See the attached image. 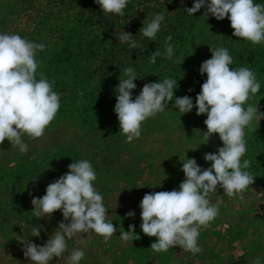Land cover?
I'll return each instance as SVG.
<instances>
[{"label":"clouds","instance_id":"obj_1","mask_svg":"<svg viewBox=\"0 0 264 264\" xmlns=\"http://www.w3.org/2000/svg\"><path fill=\"white\" fill-rule=\"evenodd\" d=\"M103 13L124 16L129 0H95ZM205 8L204 15L216 20L226 17L230 21L233 36L242 38L252 45L264 44V4L254 0H194L193 6L185 8L188 15H194ZM165 17L157 13L140 29L143 37L155 41ZM147 20V19H146ZM133 35L123 32L120 43H128L131 49L140 48ZM171 36L166 40L170 41ZM46 45L22 38L19 34L0 33V145L7 140L13 149L27 153L28 145L22 137L33 141L40 139L45 129L54 120L60 108V96L53 91L54 81L50 83L41 74L37 79L40 61L36 59L37 50L43 51ZM212 58L200 67L201 75L207 79L201 85L195 105L191 97H175V109L182 114L190 113L193 107L196 115L206 114L204 121L207 131L202 133L203 144H207L213 134H218L223 143L216 153H206L204 159L211 166L202 169L194 158L182 162L184 180L179 190L146 193L140 202L141 229L148 237H155L151 244L155 252H166L170 247H182L193 255L202 251L198 244L199 230L207 228L219 215V205L212 204L210 193L217 188L229 198L243 194L253 185L255 176L242 170L250 167L245 156V128L252 130L253 121L264 120V112L258 105L248 104L261 88L255 73L248 67L230 68L233 58L226 47H210ZM165 57L172 59L174 48L168 44ZM160 53H153L152 62ZM126 79L119 78L118 94L114 111L117 115L120 132L126 136V143L139 139L142 124L157 114L164 113L172 101L177 81L166 78L162 82L146 83L140 94L133 99L132 91L138 77L132 67L123 70ZM189 91H192L191 89ZM247 107L245 108V105ZM69 171L50 183L43 197L32 199L33 215L38 219L61 211L63 220L44 246H38L22 236H17L24 245L23 253L30 258V264H50L65 259L68 251L67 240L76 234L95 233L108 241L116 233L112 221L107 220L108 210L103 196L94 187L96 171L87 160L74 161ZM128 217H134L130 211ZM65 223V221H69ZM41 227L32 229V236L39 237ZM140 237L135 234V225L128 231H121L123 241H133ZM0 255H3L0 254ZM85 252L74 249L66 259L68 264H80ZM254 264H261L259 258Z\"/></svg>","mask_w":264,"mask_h":264},{"label":"rangeland","instance_id":"obj_2","mask_svg":"<svg viewBox=\"0 0 264 264\" xmlns=\"http://www.w3.org/2000/svg\"><path fill=\"white\" fill-rule=\"evenodd\" d=\"M22 3L21 0H0V19L5 14V21L10 25H14L9 21H14L16 17L20 21L15 25L27 23L28 20L21 18L26 14L22 11L29 12L31 6ZM31 22L30 19L26 26L31 25ZM4 29V26H0V33H4ZM84 29L80 27L77 32L68 26V39L73 38L70 47L77 46L87 51L92 44L89 39L93 40L94 37L86 36ZM219 29L226 32L229 29L231 33L234 31L229 20L221 22ZM225 41L230 42V39ZM97 51L92 53L96 54ZM232 56L236 63V55L233 53ZM197 58L196 62L194 59L187 61V66L180 70L181 76L175 74L173 77H164L177 81L175 96L164 113L157 114L142 124L140 138L131 143L125 142L126 136L120 132L114 111L119 79L112 81L111 90L107 86L103 88L106 80H96V74L90 79L82 80L81 75L76 77L71 73L67 74L66 82L61 80V84H54L53 91L60 96V108L45 129L44 135L35 141L26 135L22 137L29 146L27 153L13 149L7 140L0 145V254L3 253L0 255V264H30V258H26L23 253L24 245L17 241V236L44 246L54 231L60 230L57 228L64 219L62 212L58 210L51 218L38 219L32 212V199L43 197L47 186L67 173L68 166L74 161L87 159L92 164L97 174L94 187L103 196L108 214H112L114 210L111 207L114 195V207L119 206L118 200H122L124 205L135 204L133 196L119 194L122 190L127 191V194L137 190V194L133 195L137 197L138 204L146 193L179 190V185L185 178L181 171V161H186L187 158H194L202 169L211 166V162L204 159L205 154L216 153L223 147V143L218 134H213L208 143L203 144L202 133L207 131L204 124L206 114L197 116L195 106L187 114L180 113L174 107L175 97L185 95L191 97L195 105L201 85L207 79V74L201 75L200 66L204 59H211L212 55ZM243 67L250 68L261 85L260 91L249 99L248 104L258 105L259 110L264 112V62L246 64ZM176 71L178 70L172 73ZM121 74L120 79L127 78L124 72ZM138 77L141 78L134 81L137 87L132 91L133 99L146 84L143 76ZM90 83H97L99 88H94ZM251 128L252 130L245 128L247 151L241 158V163L243 159L250 160V167L242 170L255 176L253 185L249 186L243 198H229L219 187L209 195L210 202L219 205L221 214L208 226L207 247L221 249L222 254L225 253L224 257H228L226 260H230L232 254L235 261L238 260L237 264H254L257 258L264 264V236H261L264 231V120L259 124L253 121ZM117 216L122 217L121 214ZM68 222L70 220L65 221ZM35 227H41L39 237L32 236V229ZM98 236L94 232L76 234L67 240L65 259L57 261L54 258L50 264H68L66 258L77 248L85 252L80 264H88L85 262L87 251L92 243L97 242ZM215 253L216 255L212 254L209 249L205 251V264L222 260L223 256ZM184 258L189 261L190 256ZM183 263L182 259L177 262ZM138 264H142V261Z\"/></svg>","mask_w":264,"mask_h":264},{"label":"trees","instance_id":"obj_3","mask_svg":"<svg viewBox=\"0 0 264 264\" xmlns=\"http://www.w3.org/2000/svg\"><path fill=\"white\" fill-rule=\"evenodd\" d=\"M21 2L31 6L29 12L22 11L26 14L20 13L23 20H32L31 25L26 26L28 21L15 25L18 20L20 21V18L17 17L14 18V21H9L14 24L10 25L5 21L6 16L4 14L0 19V26L5 28L2 31L20 36L25 34V36H21L22 38H26L27 34V40L36 43L43 42L46 45L45 49L43 51L37 50L36 53V59L40 61L37 78H41L42 74L44 78L51 82L54 81V84L57 85L61 84V80L63 83L66 82L67 74L73 73L76 77L81 75L82 80L90 79L96 74V80H106L103 88L107 86L111 90L112 81L121 78V73L127 67H132L135 71L137 69L138 76H143L146 83L161 82L168 75L170 77L176 76L175 74L181 76L180 70L187 66L189 59H194L196 62L197 57L212 55V52L209 51L210 47L215 48L217 46L226 47L231 56L233 53L236 55V63L233 62L230 65L231 68L238 69V67H243L246 64L264 62V44L252 45L242 38L233 36L229 29L230 32L219 29L221 22H228L227 17L219 21L211 15L207 17L204 15L205 8H201L194 15H188L184 9L192 7L194 0H129L124 9L125 15L122 17L103 13L95 0H21ZM254 3L264 4V0H254ZM157 13L163 14L165 19L155 41H151L143 37L140 29L143 27V23L146 26L147 21L154 18ZM68 26L77 32L80 27H84L86 36L94 37L93 40L89 39L92 44L89 45L87 51L77 46H71L73 47L71 49L69 45H71L70 42L73 38L68 39ZM124 31L134 36L133 39L138 42L140 48L131 49L128 43H120L119 37ZM169 36L172 39L167 41L166 38ZM229 39L230 42L225 41ZM168 44L174 48L172 59H168L164 55ZM99 48L102 50L100 51ZM95 50H98L97 53H92ZM156 51L160 53V56H157L155 63H153L152 56ZM206 60L208 58L204 59L203 62ZM174 70L178 71L172 73ZM90 84L96 89L99 88L97 83ZM125 193L126 197L133 196V203L135 204L124 205L122 200H118L119 206L114 207L115 195L113 196L111 207L114 210L112 214H108L107 220L113 222L117 231L108 241L98 236L97 242L92 243L90 250L87 251L88 257L85 262L88 264L125 263L126 256L118 253V251L125 249L127 241L121 240L120 232L128 231L129 225L138 226L141 222L140 204L136 200L137 197L133 195V193L137 194V190L130 191L128 194L124 190L119 192L121 195ZM130 211L135 213L134 217L127 216ZM118 214H121L122 217H118ZM138 230L135 229L136 235L148 237L139 232L141 230ZM209 230V227H201L199 230L198 244L202 248L201 252L193 255L182 247L176 246L173 247L176 254L171 261L163 263L158 260L156 264H177L181 259L184 261L183 264H205L204 253L207 249L214 255L217 252V255L224 257L225 253L222 254L221 249L214 250L207 247L209 246L207 240ZM261 236H264V231L261 232ZM118 254L123 255L124 258ZM185 256H190L189 261H185ZM223 257L218 263L208 264L238 263L232 254L229 257L230 260H226L228 257H224V259ZM152 260H147V264H150ZM55 262L56 260H54Z\"/></svg>","mask_w":264,"mask_h":264},{"label":"crops","instance_id":"obj_4","mask_svg":"<svg viewBox=\"0 0 264 264\" xmlns=\"http://www.w3.org/2000/svg\"><path fill=\"white\" fill-rule=\"evenodd\" d=\"M142 221L140 222L141 225ZM140 225H135V229H139L142 232ZM133 239H136L133 238ZM156 242L155 237H140L139 239L133 241H127L125 243V249H119L118 253H121L126 256L124 264H138L139 261H142V264H147V260H152L150 264H156V262L161 260V262H169L176 254L174 253L173 247L169 248L166 252H155L150 247L151 244ZM120 254V255H121ZM118 254V256H120ZM121 255L123 258L124 256ZM120 256V257H121Z\"/></svg>","mask_w":264,"mask_h":264}]
</instances>
